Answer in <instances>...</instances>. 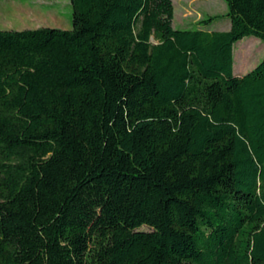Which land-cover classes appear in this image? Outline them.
Instances as JSON below:
<instances>
[{"label":"trees","instance_id":"16d2710c","mask_svg":"<svg viewBox=\"0 0 264 264\" xmlns=\"http://www.w3.org/2000/svg\"><path fill=\"white\" fill-rule=\"evenodd\" d=\"M70 0L0 29V264H264V0ZM221 17L228 30L209 25Z\"/></svg>","mask_w":264,"mask_h":264},{"label":"rangeland","instance_id":"374dc122","mask_svg":"<svg viewBox=\"0 0 264 264\" xmlns=\"http://www.w3.org/2000/svg\"><path fill=\"white\" fill-rule=\"evenodd\" d=\"M30 1V0H27ZM43 1V2H40ZM56 2L62 14L54 7L29 6L25 0H0V28L8 30L56 27L70 29L72 13L70 0H33V5ZM227 12L223 0H173V20L175 28L195 27L198 22L210 15H223ZM227 17L214 20L209 28L228 30ZM264 57V42L254 36H245L233 45V73L242 75L252 70Z\"/></svg>","mask_w":264,"mask_h":264},{"label":"crops","instance_id":"0c3cea01","mask_svg":"<svg viewBox=\"0 0 264 264\" xmlns=\"http://www.w3.org/2000/svg\"><path fill=\"white\" fill-rule=\"evenodd\" d=\"M26 2H28V5L29 6H38V5H41V6H47V7H54V8H56L57 9V12L59 13V14H62V12L60 11V6H59V4L58 3H56L55 1L53 2V3H41V4H39L40 2H43V1H40L37 5H33V0H30V1H27V0H25ZM1 29V28H0ZM6 30H8V29H6ZM22 30H24V29H22Z\"/></svg>","mask_w":264,"mask_h":264}]
</instances>
